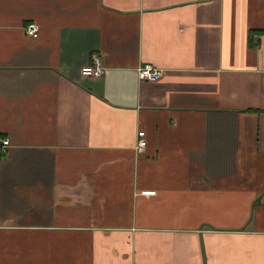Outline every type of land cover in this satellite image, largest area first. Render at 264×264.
I'll return each mask as SVG.
<instances>
[{
  "label": "crops",
  "instance_id": "1",
  "mask_svg": "<svg viewBox=\"0 0 264 264\" xmlns=\"http://www.w3.org/2000/svg\"><path fill=\"white\" fill-rule=\"evenodd\" d=\"M0 139V264H264V0H0Z\"/></svg>",
  "mask_w": 264,
  "mask_h": 264
},
{
  "label": "built area",
  "instance_id": "2",
  "mask_svg": "<svg viewBox=\"0 0 264 264\" xmlns=\"http://www.w3.org/2000/svg\"><path fill=\"white\" fill-rule=\"evenodd\" d=\"M39 26L36 23H30L26 27V32L31 37H38L39 35ZM107 68H105L102 64L101 58L99 56H95L94 63L83 68L82 73L85 76L91 77H102L107 73ZM163 71L152 64H145L139 69V78L143 81L148 82H157L162 77ZM0 154H5L10 147V140L8 139H0ZM148 146V142L146 139V133L141 131L139 133V140L137 144V151L142 154L146 151ZM144 195H155L156 191H145Z\"/></svg>",
  "mask_w": 264,
  "mask_h": 264
}]
</instances>
